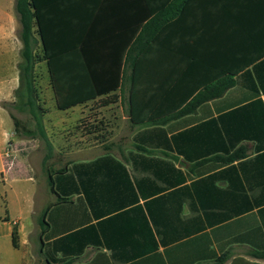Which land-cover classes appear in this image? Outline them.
Instances as JSON below:
<instances>
[{
  "label": "crops",
  "instance_id": "crops-1",
  "mask_svg": "<svg viewBox=\"0 0 264 264\" xmlns=\"http://www.w3.org/2000/svg\"><path fill=\"white\" fill-rule=\"evenodd\" d=\"M218 1L198 4L184 20L200 34L183 45L171 28L168 43L172 51L197 45L200 65L190 73L198 83L218 80L224 68L234 74L233 86L165 125L136 126L128 114L130 131L116 136L119 142L113 135L71 147L79 157L52 174L54 193L38 195L35 181L24 179L30 189L21 205L8 192L6 154L16 133L2 106L19 84L20 27L15 0L0 4V264H215L223 254V264H264L251 257L264 252V0H229L223 4L229 15ZM57 3L44 8L51 23L76 19L84 4H91L89 21L101 19L105 3L101 21L118 25L110 10L123 1ZM238 58L257 61L238 73ZM123 71L119 99L107 107L125 98L129 113L130 70ZM93 150L105 151L89 156ZM236 152L244 157L218 159ZM43 213L48 227L42 232Z\"/></svg>",
  "mask_w": 264,
  "mask_h": 264
},
{
  "label": "trees",
  "instance_id": "trees-1",
  "mask_svg": "<svg viewBox=\"0 0 264 264\" xmlns=\"http://www.w3.org/2000/svg\"><path fill=\"white\" fill-rule=\"evenodd\" d=\"M49 0H15V12L20 25L18 82L15 94L18 99L17 110L27 111L34 118L42 134L40 119L36 114L33 74L35 64L44 62L49 76V85L54 93L56 107L66 111L88 102H99L107 107L118 101L116 92L121 86L123 66L130 70L129 117L136 126H161L168 121L192 114L203 103L222 97L233 86V73L223 68L218 80H205L198 83L196 72L200 65L197 45L178 46L172 51L168 36L173 28L183 43L199 32L197 26L184 24V20L197 13L195 6L207 0H139V6L132 9L133 0H122L121 9L110 10L116 13L118 25L103 23L108 9L101 6V19H88L90 5L78 6L77 18L73 20L48 21L44 14ZM136 4L138 0H135ZM215 1V0H210ZM59 7L69 4V0H57ZM223 14L225 2L219 0ZM116 3H111L112 7ZM169 4V8L166 6ZM131 9H126L125 6ZM85 8L84 11L82 9ZM228 11V12H227ZM82 12V13H81ZM260 10L255 11L260 17ZM62 15V13H61ZM193 17V16H192ZM142 29L139 36V29ZM225 25L220 29L222 34ZM228 25L226 26V30ZM114 35V37H113ZM135 42L140 51L134 56ZM256 45V43H255ZM40 48L41 57L35 52ZM175 47V46H174ZM243 50V49H242ZM240 52V49L238 50ZM140 55V56H139ZM224 57V56H223ZM225 59H223L224 63ZM238 58L236 71L239 73L251 62ZM187 62V67L182 65ZM195 79V83L192 82ZM10 115V114H9ZM16 134L30 136L31 132L21 126L20 121L10 115ZM21 129V131H20ZM44 138V135L42 134ZM244 157L234 153L226 158H218L230 163ZM47 184L54 193L52 175H48ZM43 213L39 220L42 229L48 227ZM17 232L13 229L12 244L17 248ZM251 257L264 259V252L252 253ZM227 254L219 257L215 264H223Z\"/></svg>",
  "mask_w": 264,
  "mask_h": 264
},
{
  "label": "rangeland",
  "instance_id": "rangeland-1",
  "mask_svg": "<svg viewBox=\"0 0 264 264\" xmlns=\"http://www.w3.org/2000/svg\"><path fill=\"white\" fill-rule=\"evenodd\" d=\"M3 2L4 0H0V4ZM35 52L38 57H41L39 47L35 49ZM33 81L34 100L37 105L36 114L40 119L44 138L31 114L17 110L18 99L15 92L18 88L2 103L9 114L20 121L22 127L31 132L30 136L16 134L14 141H11L7 148L10 152L6 157V169L12 171L9 175L12 191L8 192L13 194L15 201H19L18 205H21L22 198L29 194L30 183L24 181L26 178L30 177L35 181L34 185L38 190V195L46 194V190L49 189L48 175H52L64 167L67 162L79 157L75 154L76 150L71 149L72 146H81L85 140L97 145L106 140L107 136L113 135L115 136L114 142H119L120 139L116 136H125L130 131V124L126 119L128 110L125 98L110 107H100L99 102H91L60 111L56 107L55 96L49 85V76L44 62L35 64ZM103 151L105 150H93L89 156ZM1 189L0 187V191ZM0 208H2L1 200Z\"/></svg>",
  "mask_w": 264,
  "mask_h": 264
},
{
  "label": "built area",
  "instance_id": "built-area-1",
  "mask_svg": "<svg viewBox=\"0 0 264 264\" xmlns=\"http://www.w3.org/2000/svg\"><path fill=\"white\" fill-rule=\"evenodd\" d=\"M9 153L6 154V157L8 156Z\"/></svg>",
  "mask_w": 264,
  "mask_h": 264
}]
</instances>
